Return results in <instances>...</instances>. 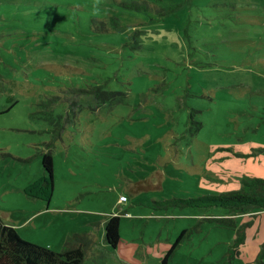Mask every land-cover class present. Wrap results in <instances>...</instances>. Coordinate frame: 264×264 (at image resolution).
<instances>
[{"label":"rangeland","instance_id":"rangeland-1","mask_svg":"<svg viewBox=\"0 0 264 264\" xmlns=\"http://www.w3.org/2000/svg\"><path fill=\"white\" fill-rule=\"evenodd\" d=\"M96 86L124 102L99 104ZM50 144L47 202L25 188L44 176ZM254 178L264 179V0H0V210L30 218L24 240L60 252L83 234V264H258L264 211L155 204ZM127 205L114 249L105 223ZM226 217L251 223L232 258Z\"/></svg>","mask_w":264,"mask_h":264},{"label":"trees","instance_id":"trees-1","mask_svg":"<svg viewBox=\"0 0 264 264\" xmlns=\"http://www.w3.org/2000/svg\"><path fill=\"white\" fill-rule=\"evenodd\" d=\"M89 93L99 104L122 103L124 94L120 92L104 90L96 86ZM48 151L43 155L44 176L30 183L25 188V193L34 199L49 202L55 191L54 157L51 144ZM159 209L168 207H213L218 206L228 210L232 216L246 215L255 211H264V179L254 178L245 181L241 190L234 193L221 194L219 196H198L196 198H173L164 201H156ZM123 214V212H121ZM120 213L110 217L106 223V241L114 249L118 247L121 235ZM217 221L223 226L237 229V237L230 250L231 258L240 254V248L246 241L245 228L251 223L244 225V229L238 228L235 218H218ZM83 234H73L67 237L64 248L55 252L49 248L31 244L24 240L14 227L4 224L0 219V264H83L86 251L91 243ZM178 243L171 247L167 257L177 248ZM258 264H264V243L258 253ZM228 264V263H226ZM230 264V263H229Z\"/></svg>","mask_w":264,"mask_h":264},{"label":"crops","instance_id":"crops-1","mask_svg":"<svg viewBox=\"0 0 264 264\" xmlns=\"http://www.w3.org/2000/svg\"><path fill=\"white\" fill-rule=\"evenodd\" d=\"M121 197H123V196H121ZM125 197H126V196H125ZM39 200H40V199H39ZM120 200H121V198H120ZM121 201H122V200H121ZM129 201H130V199L127 198V201H122V202H124L125 204H127ZM128 207H130V205H127L126 208H125V210H121L120 212L118 211V212H115V213L111 214V215L108 217V219H109L110 217L114 216V215L119 214V213L121 214V212H123V214L126 213V212L128 211ZM0 209H2V208H0ZM2 210H3V209H2ZM4 211H5V210H4ZM24 213H25V212H24ZM121 215H122V214H121ZM121 215H120V217H121ZM0 219H1V221H2L4 224H6V225H8V226H11V227H14V228L17 230V232L19 233V235H20L21 237H24V236L21 234V231H23V230L25 229V227L29 225V224L26 225V223L30 220V218H26V219L22 218V221H21V222H17V218L15 217V213H14V212H2L1 210H0ZM108 219H107V221H108ZM19 221H20V220H19ZM107 221H106V223H107ZM106 223H105V229H106ZM23 225H25L24 228H21ZM105 231H106V230H105ZM27 232L29 233V231H27ZM120 243H125V241L120 240Z\"/></svg>","mask_w":264,"mask_h":264},{"label":"built area","instance_id":"built-area-1","mask_svg":"<svg viewBox=\"0 0 264 264\" xmlns=\"http://www.w3.org/2000/svg\"><path fill=\"white\" fill-rule=\"evenodd\" d=\"M121 200L122 201H127V197L123 196V197H121Z\"/></svg>","mask_w":264,"mask_h":264}]
</instances>
